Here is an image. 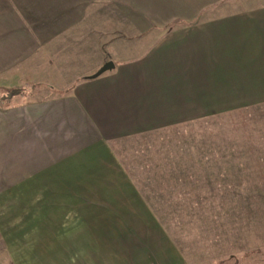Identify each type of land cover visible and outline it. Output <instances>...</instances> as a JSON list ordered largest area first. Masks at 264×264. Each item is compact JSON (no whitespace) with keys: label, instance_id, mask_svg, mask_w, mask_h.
<instances>
[{"label":"crops","instance_id":"1","mask_svg":"<svg viewBox=\"0 0 264 264\" xmlns=\"http://www.w3.org/2000/svg\"><path fill=\"white\" fill-rule=\"evenodd\" d=\"M222 1L0 0V75L60 91L0 105V264H186L115 148L264 82V8Z\"/></svg>","mask_w":264,"mask_h":264},{"label":"rangeland","instance_id":"2","mask_svg":"<svg viewBox=\"0 0 264 264\" xmlns=\"http://www.w3.org/2000/svg\"><path fill=\"white\" fill-rule=\"evenodd\" d=\"M210 6L208 11L262 10L264 2L223 0ZM12 89L18 94L5 98ZM58 92L18 70L0 75V105ZM238 94L222 104L217 100L204 115L115 148L124 169L152 197L153 214L186 264H264V82L245 83ZM6 202L0 195V204ZM5 214L0 209V217Z\"/></svg>","mask_w":264,"mask_h":264},{"label":"trees","instance_id":"3","mask_svg":"<svg viewBox=\"0 0 264 264\" xmlns=\"http://www.w3.org/2000/svg\"><path fill=\"white\" fill-rule=\"evenodd\" d=\"M15 94H18L17 90L16 89H12L11 91H7V94H4V97L5 98H8V97H11Z\"/></svg>","mask_w":264,"mask_h":264},{"label":"water","instance_id":"4","mask_svg":"<svg viewBox=\"0 0 264 264\" xmlns=\"http://www.w3.org/2000/svg\"><path fill=\"white\" fill-rule=\"evenodd\" d=\"M111 64L109 63V64H103L101 67H100V69H99V71H102V70H104V69H106L108 66H110Z\"/></svg>","mask_w":264,"mask_h":264}]
</instances>
